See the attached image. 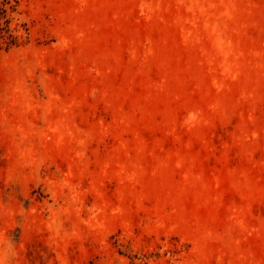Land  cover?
<instances>
[{
	"label": "rangeland",
	"instance_id": "rangeland-1",
	"mask_svg": "<svg viewBox=\"0 0 264 264\" xmlns=\"http://www.w3.org/2000/svg\"><path fill=\"white\" fill-rule=\"evenodd\" d=\"M0 46V264H264V0H20Z\"/></svg>",
	"mask_w": 264,
	"mask_h": 264
},
{
	"label": "trees",
	"instance_id": "trees-1",
	"mask_svg": "<svg viewBox=\"0 0 264 264\" xmlns=\"http://www.w3.org/2000/svg\"><path fill=\"white\" fill-rule=\"evenodd\" d=\"M20 12V0H0V46L6 49L30 43L31 32L26 23L14 26Z\"/></svg>",
	"mask_w": 264,
	"mask_h": 264
}]
</instances>
